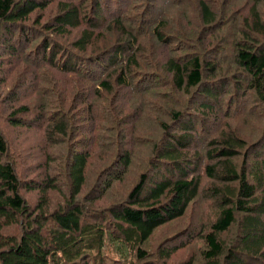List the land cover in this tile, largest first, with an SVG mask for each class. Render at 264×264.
<instances>
[{
	"label": "trees",
	"instance_id": "trees-1",
	"mask_svg": "<svg viewBox=\"0 0 264 264\" xmlns=\"http://www.w3.org/2000/svg\"><path fill=\"white\" fill-rule=\"evenodd\" d=\"M55 1L0 0L4 55L65 80L51 75L41 93L54 109L47 150L58 136L75 146L67 184L51 171L22 180L0 129V264H151L156 232L201 195L216 212L201 235L205 264H264V0H58L56 16L32 21ZM31 112L19 106L12 121L30 126ZM142 117L159 130L151 143L138 133ZM241 117L261 120L254 139ZM95 138L108 147L93 153ZM23 191L39 192L35 207ZM182 234L161 243L163 259L195 237Z\"/></svg>",
	"mask_w": 264,
	"mask_h": 264
},
{
	"label": "rangeland",
	"instance_id": "rangeland-1",
	"mask_svg": "<svg viewBox=\"0 0 264 264\" xmlns=\"http://www.w3.org/2000/svg\"><path fill=\"white\" fill-rule=\"evenodd\" d=\"M57 3L58 0H56L54 5L48 9L39 11V13L33 17L32 21H39L42 19L43 22L46 23L52 19L59 12ZM191 7L193 9V5ZM241 11L242 6L239 9V14L241 13L244 15L245 13ZM77 31L73 32V34L78 35ZM4 33L5 31L3 28H0V43L4 40ZM61 39L64 42H67V39ZM37 42L38 41L33 44V47ZM23 58L24 57L10 58L9 56L4 55L3 48L0 44V129L6 137L9 154L14 160L20 179L31 180L39 178L37 180L41 181L43 176L50 174L48 172L51 171L54 174H64V183L67 184V174L65 173L63 162L64 159L68 157L69 153H72L70 151H72L75 146H73L72 140L69 137L65 138L58 136V138H56L57 142H60L61 144L56 147H50L47 150V147L49 146L47 143L50 142L51 124L55 120L53 118L54 109L50 107L46 96L41 94L42 92L46 93V89L51 85L48 80L51 75H57L58 82L60 83L65 82V80H63L62 77H59V74L55 71L39 67L36 64L28 63ZM11 94L15 96L14 100L10 99ZM171 94L173 95L176 104H187V101L183 102L184 99L182 95L175 92H172ZM250 104L251 103H249V105ZM22 105H26L32 110L31 113L23 116L24 118L32 120L30 126H16L14 120L12 121V118L14 116L16 117L13 112ZM185 106L191 105L187 104ZM248 107L249 106L245 108V111ZM250 107L252 108V105H250ZM40 112H43V116H46L45 119H41V122L39 121L40 117L37 115L40 114ZM49 113L50 116H48ZM245 116H247V114ZM140 121L141 122H136L138 133H140L142 129L144 142L151 143L156 136H159V130L154 126H151V130H148L146 126H142L144 123L143 117ZM260 121L261 120L258 118H254V120L251 121L248 119H242L241 117V120L235 123H238L245 136L252 140L258 134L259 130H257V126L261 125L259 124ZM98 124H100L102 128L97 127V133H99L101 129H106L108 126L107 122H105L104 125L101 123ZM51 134H53L52 131ZM102 135L110 136L106 139H111L112 142L117 140L116 132L112 133L103 131ZM111 136H113V138H111ZM106 139L95 138L90 150L94 153L97 149L98 152L103 150V146L108 147V145H105ZM60 168L62 171H59ZM88 174L89 181L86 189L90 190L95 178L91 167ZM90 182H92V184L89 187ZM207 184H210V181L205 178L204 186ZM118 188L120 189V187ZM119 189L105 200L91 204V208L98 211L106 208L116 200L115 197H120L121 194L125 193L126 185H123V187L120 190ZM23 194L31 206L35 207L37 205L39 192L34 191L28 193L23 191ZM50 194L54 203L61 201L58 193L52 192ZM211 204V200H206V198L201 195L190 208L185 218L172 222L159 229L147 245V250L150 252V259L152 260L151 264H205V261L203 260V252L207 248V245L201 235L206 231H210L211 224L216 216L215 210L212 211V209L208 208ZM19 231V228L12 227L8 230V233L18 235ZM184 231L191 232L195 235L192 242L183 248L174 250L170 257L163 259V254L160 252L161 243L167 239L166 242L171 245L173 243V238L181 233L184 234ZM232 234L233 231L230 234L224 235V238L226 240H232ZM172 249H174V246Z\"/></svg>",
	"mask_w": 264,
	"mask_h": 264
}]
</instances>
